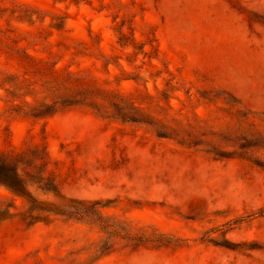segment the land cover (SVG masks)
Segmentation results:
<instances>
[{
	"label": "rangeland",
	"instance_id": "1",
	"mask_svg": "<svg viewBox=\"0 0 264 264\" xmlns=\"http://www.w3.org/2000/svg\"><path fill=\"white\" fill-rule=\"evenodd\" d=\"M37 150L26 194L96 215L0 187V264H264V0H0V154Z\"/></svg>",
	"mask_w": 264,
	"mask_h": 264
},
{
	"label": "trees",
	"instance_id": "2",
	"mask_svg": "<svg viewBox=\"0 0 264 264\" xmlns=\"http://www.w3.org/2000/svg\"><path fill=\"white\" fill-rule=\"evenodd\" d=\"M77 103L78 102L74 100H64L62 105L69 106ZM50 111L51 107H46L35 116H39L40 114H49ZM31 157L32 158L29 159L30 162H26L24 161L25 157L18 154H0V187L8 190L12 195L26 200V203L28 204L26 214H28L29 217L31 215H35L37 220H44V218L48 216L84 218L96 215L94 206L98 205L97 203L91 204L90 206H82L77 202L62 200L59 204H43L36 199L30 198L27 195L28 192L26 194V188L31 185L28 183H30L34 177L31 174V170L28 171L27 169L35 168L37 163H43V169H46L47 167V163H44V160L47 157L44 151L37 150ZM40 181H42V178H39L37 183ZM32 183L34 184L35 182ZM37 188L40 189V187ZM26 196L29 198H26Z\"/></svg>",
	"mask_w": 264,
	"mask_h": 264
}]
</instances>
